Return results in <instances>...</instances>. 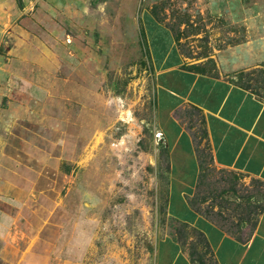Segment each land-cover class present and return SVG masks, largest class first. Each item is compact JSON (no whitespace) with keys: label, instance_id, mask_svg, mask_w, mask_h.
I'll return each mask as SVG.
<instances>
[{"label":"rangeland","instance_id":"374dc122","mask_svg":"<svg viewBox=\"0 0 264 264\" xmlns=\"http://www.w3.org/2000/svg\"><path fill=\"white\" fill-rule=\"evenodd\" d=\"M149 14L190 63L264 101V0H0V264H159L162 239L193 235L168 215L149 59L166 38ZM190 123L194 207L252 227L264 184L218 169Z\"/></svg>","mask_w":264,"mask_h":264},{"label":"crops","instance_id":"0c3cea01","mask_svg":"<svg viewBox=\"0 0 264 264\" xmlns=\"http://www.w3.org/2000/svg\"><path fill=\"white\" fill-rule=\"evenodd\" d=\"M149 17L166 38V49L155 53L151 48L149 59L159 132L170 164L168 215L193 233L184 239L182 234L162 239L159 264H264V209L254 216L252 227L232 230L194 207L202 163L195 130L189 124L191 114L202 117L211 158L218 169L264 184V101L228 73L210 72L190 63L172 30ZM193 65L199 68H188ZM194 237L200 243H192ZM201 249L210 253L209 263L195 256Z\"/></svg>","mask_w":264,"mask_h":264},{"label":"trees","instance_id":"16d2710c","mask_svg":"<svg viewBox=\"0 0 264 264\" xmlns=\"http://www.w3.org/2000/svg\"><path fill=\"white\" fill-rule=\"evenodd\" d=\"M140 34H141V36H142L143 38H146L145 30H144L143 26H141V24H140ZM188 68H190V69H198L199 66L193 65V66H190V67H188Z\"/></svg>","mask_w":264,"mask_h":264}]
</instances>
